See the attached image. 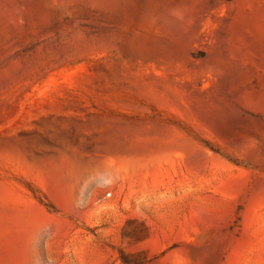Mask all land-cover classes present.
<instances>
[{
  "label": "rangeland",
  "instance_id": "obj_1",
  "mask_svg": "<svg viewBox=\"0 0 264 264\" xmlns=\"http://www.w3.org/2000/svg\"><path fill=\"white\" fill-rule=\"evenodd\" d=\"M0 264H264V0H0Z\"/></svg>",
  "mask_w": 264,
  "mask_h": 264
}]
</instances>
